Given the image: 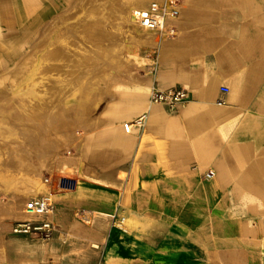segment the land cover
Returning <instances> with one entry per match:
<instances>
[{
	"label": "crops",
	"instance_id": "0c3cea01",
	"mask_svg": "<svg viewBox=\"0 0 264 264\" xmlns=\"http://www.w3.org/2000/svg\"><path fill=\"white\" fill-rule=\"evenodd\" d=\"M177 1L175 33L118 52L115 73L54 139L51 165L21 182L28 201L65 178L53 239L5 232L0 264H264V0ZM76 8L0 0V77L48 30L76 40L65 31ZM169 89L186 99L152 101ZM124 122L141 137L132 153L113 136Z\"/></svg>",
	"mask_w": 264,
	"mask_h": 264
},
{
	"label": "rangeland",
	"instance_id": "374dc122",
	"mask_svg": "<svg viewBox=\"0 0 264 264\" xmlns=\"http://www.w3.org/2000/svg\"><path fill=\"white\" fill-rule=\"evenodd\" d=\"M87 2L88 0H77L76 14L71 19L70 27L67 25L65 30L69 32L70 29L72 32L76 33L78 38L82 37L81 39H77L73 42L77 47H79V52L87 49L89 53L92 51L93 53L97 52L98 54H101L98 48H101L105 43L104 49H107L112 54L116 51L119 53L129 54L133 50L134 46H137L139 42L141 44L148 42L149 40H147V38H163L158 32L145 31L143 28H138L132 36L129 33L117 35L116 33L118 32V29L116 26H113L110 19L104 22L101 21L99 25L94 24L98 11L96 8L91 7V5ZM86 17H88V19ZM86 22L87 24H81ZM75 24H78V26H75ZM61 28V32H64L63 26ZM48 31H50L48 34L51 38L53 30ZM91 32L101 33L104 38L101 39L102 36L100 35L94 36L90 34ZM83 33H89V37H92L93 39H85ZM117 36H121V39L117 40ZM53 41L54 40L49 39L34 42L29 46L28 50L24 52L23 56L20 57L16 63H14L13 66L0 77V235L5 234V232H10L11 230L13 240L27 239L32 243L37 242H33L26 236L16 234L13 231L17 222L32 219L23 213V207L27 201L17 200V194L20 188L19 186L21 182H26L28 177L36 179L38 173L45 171L47 169V165H51L54 139L57 138L59 141L58 135L64 134V131L67 129L69 124L71 114L79 113L83 107H81L80 104L82 101L80 99L81 92L85 91L89 94L98 93L102 86H104L107 82L109 76L115 73L114 71H111V73L108 70L103 71L104 68L99 60L93 61L92 58H88V61H86L85 65H82L81 68L83 70L82 73H84L83 76L87 79L86 86L89 89L86 87H80L76 91L74 90L71 94L72 98L70 100L66 99V102L61 104L59 108L55 110L59 116L56 122L48 119V109L45 108L47 115L43 116L41 124H38L41 129H45V132L42 131L43 134L41 133V148L40 150H38L35 146L33 148H27L25 146V141H27L28 138L13 132L14 130H20L19 128H24V126L27 125L36 126L37 123L35 121H28V119L23 117L20 113H17L15 118L11 117L13 119V121H11L9 113L10 97L8 96V93H6L4 87L9 84L8 75L10 71L15 69L21 62L22 65H24L23 67H25H21L22 71L43 68L46 60H51L54 55L51 48L52 44L56 42H61L63 44L66 42L65 40H56V42ZM118 57L119 59H122L121 56ZM40 84H50V81L43 82L42 80L40 81ZM51 95L52 92L42 95L44 96V101H52ZM49 125L55 127L56 130H52V132L46 130V127ZM61 139L63 141V136ZM9 234L10 233L7 235ZM22 236L23 238H21ZM14 252L21 254L20 249H14ZM47 254L48 253L44 251V255ZM26 255L29 257L36 256L37 251L30 250Z\"/></svg>",
	"mask_w": 264,
	"mask_h": 264
},
{
	"label": "bare ground",
	"instance_id": "6f19581e",
	"mask_svg": "<svg viewBox=\"0 0 264 264\" xmlns=\"http://www.w3.org/2000/svg\"><path fill=\"white\" fill-rule=\"evenodd\" d=\"M87 3L98 11L94 24L99 25L101 21L104 22L110 19L113 26H116L118 29L117 35L129 33L132 36V34H135V31L140 27L132 25V11L146 12V9H148V5L136 0H88ZM86 18L88 19V17ZM81 24H87V22ZM75 26H78V24H75ZM141 28L145 31H151L144 27ZM69 32L74 33L71 30H69ZM83 34L85 38L89 37L90 34L102 36V34L98 32ZM76 38L81 39L82 37ZM76 40L67 39L63 44L61 42L57 43L56 40H54L53 42L56 43H53L51 47L54 55L51 60H46L43 68L22 71L21 67L24 65H22L21 62L15 69L10 71L8 75L9 84L4 88L10 97L9 113L11 121H13L12 118L16 117L17 113H20L23 117H26L28 121H35L37 123L36 126L27 125L13 132L28 138L27 141H25V146L27 148H33L34 146L38 148V146L40 147L42 144L41 133L43 134L45 129H41L38 124H41L42 117L47 115L45 108L48 109V119L56 122L59 116L55 110H57L61 104L65 103L66 99L70 100L72 98V92L80 87L89 89L86 86L87 79L83 76L84 73H82L83 70L81 68V66L85 65L86 61H88V58H92L93 61L99 60L104 68L103 71H111L119 67L118 51L114 54L110 53L107 49H104V43L101 48H98L101 54L97 52L93 53L92 51L89 53L87 49H81L84 52H79V47L73 43ZM42 80L43 82L50 81V84H40ZM50 92H52V101L45 102L43 99L44 96L42 95L49 94ZM90 96L88 92H81V107H86L85 103L90 99ZM83 107L79 112L84 110ZM46 130L52 132V130L54 131L56 129L49 125L46 127ZM60 192L63 191L61 190Z\"/></svg>",
	"mask_w": 264,
	"mask_h": 264
},
{
	"label": "built area",
	"instance_id": "2783aa9c",
	"mask_svg": "<svg viewBox=\"0 0 264 264\" xmlns=\"http://www.w3.org/2000/svg\"><path fill=\"white\" fill-rule=\"evenodd\" d=\"M177 0H156L148 4L146 12L132 11L131 23L134 26L144 27L151 31L158 32L163 38L175 33L174 22L178 16L179 7ZM155 26V27H154ZM228 93L227 88H223L218 96V103L223 104ZM187 93L181 89H169L167 91H153L152 101L155 103H167L175 107L179 102L186 99ZM135 123L124 122L114 129V139L116 143L125 145L124 152L132 153L138 150L141 145V137L135 132ZM64 177L55 176L57 187L52 194L47 197L28 200L23 213L32 219L20 221L15 224L14 233L26 236L33 242H50L55 235L53 215L56 210L54 196L67 191ZM49 181H52L51 179ZM83 221H90V215L81 214Z\"/></svg>",
	"mask_w": 264,
	"mask_h": 264
}]
</instances>
